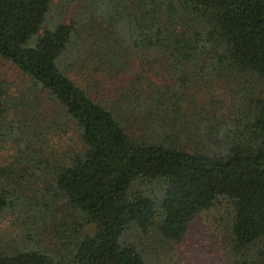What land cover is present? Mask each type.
<instances>
[{
  "label": "trees",
  "instance_id": "16d2710c",
  "mask_svg": "<svg viewBox=\"0 0 264 264\" xmlns=\"http://www.w3.org/2000/svg\"><path fill=\"white\" fill-rule=\"evenodd\" d=\"M0 60V216L50 243L0 264H171L197 219L264 264V0H0Z\"/></svg>",
  "mask_w": 264,
  "mask_h": 264
},
{
  "label": "rangeland",
  "instance_id": "374dc122",
  "mask_svg": "<svg viewBox=\"0 0 264 264\" xmlns=\"http://www.w3.org/2000/svg\"><path fill=\"white\" fill-rule=\"evenodd\" d=\"M0 81L11 86L20 85L23 81L20 73L9 63L0 60ZM109 85H94L92 88V96H109ZM218 90V89H217ZM28 213H24V218L20 211L16 209L0 216V245L8 247L20 246L23 248H35L49 246L47 238L38 241L36 235L30 230ZM31 232L30 237H26L27 232ZM204 222L197 219L192 223L189 234L184 238L185 244L181 248L176 247L173 254L170 255L171 264H204L207 258L215 259L211 253L216 252L215 246L207 239ZM24 241V242H23ZM211 252V253H210Z\"/></svg>",
  "mask_w": 264,
  "mask_h": 264
}]
</instances>
